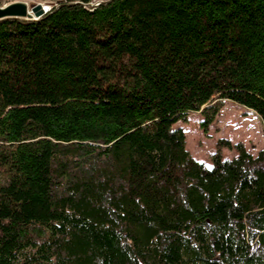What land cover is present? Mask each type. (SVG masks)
Masks as SVG:
<instances>
[{"label":"trees","instance_id":"trees-1","mask_svg":"<svg viewBox=\"0 0 264 264\" xmlns=\"http://www.w3.org/2000/svg\"><path fill=\"white\" fill-rule=\"evenodd\" d=\"M95 1L0 20V264H264V148L175 127L264 129V0Z\"/></svg>","mask_w":264,"mask_h":264},{"label":"rangeland","instance_id":"rangeland-1","mask_svg":"<svg viewBox=\"0 0 264 264\" xmlns=\"http://www.w3.org/2000/svg\"><path fill=\"white\" fill-rule=\"evenodd\" d=\"M62 0H0V6L13 2H24L28 8L39 4L58 6ZM51 10V9H50ZM203 117L200 113L188 115L185 122L178 121L175 127H182L185 133L187 148L195 157L211 164L209 154L214 151L219 138L231 142H242L252 154L264 148V129L259 117L244 106L225 100L214 121L204 132L200 127ZM224 157H230L234 150L223 149Z\"/></svg>","mask_w":264,"mask_h":264},{"label":"water","instance_id":"water-1","mask_svg":"<svg viewBox=\"0 0 264 264\" xmlns=\"http://www.w3.org/2000/svg\"><path fill=\"white\" fill-rule=\"evenodd\" d=\"M108 1L110 0L100 1L99 3H107ZM41 15H43V11L39 4L32 5L29 8L24 2H13L4 6H0V20L6 18L35 20Z\"/></svg>","mask_w":264,"mask_h":264},{"label":"built area","instance_id":"built-area-1","mask_svg":"<svg viewBox=\"0 0 264 264\" xmlns=\"http://www.w3.org/2000/svg\"><path fill=\"white\" fill-rule=\"evenodd\" d=\"M98 3H99V1H95V2L91 3L90 5L95 6ZM51 8H52L51 4L46 5V6L45 5H41V9H42L43 13H46V12L50 11Z\"/></svg>","mask_w":264,"mask_h":264},{"label":"crops","instance_id":"crops-1","mask_svg":"<svg viewBox=\"0 0 264 264\" xmlns=\"http://www.w3.org/2000/svg\"><path fill=\"white\" fill-rule=\"evenodd\" d=\"M182 128V127H181ZM183 129V128H182ZM185 141H186V138H185ZM186 148H187V145H186ZM188 149V148H187ZM189 150V149H188ZM190 151V150H189ZM191 153V155L195 158V159H197L198 161H200V162H203L205 165H207V166H210L211 164H209L208 162H206V161H203V160H201V159H199V158H197V157H195L194 156V154H192V152H190ZM223 155H224V153H223ZM236 155V153L234 152L230 157H226V158H231V157H233V156H235Z\"/></svg>","mask_w":264,"mask_h":264}]
</instances>
